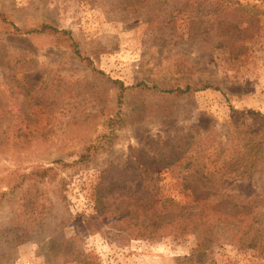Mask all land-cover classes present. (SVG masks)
<instances>
[{"label":"rangeland","instance_id":"rangeland-1","mask_svg":"<svg viewBox=\"0 0 264 264\" xmlns=\"http://www.w3.org/2000/svg\"><path fill=\"white\" fill-rule=\"evenodd\" d=\"M43 25L90 63L26 34ZM116 81L211 88L119 104ZM236 111L264 116V0H0V264H264V120ZM170 142L193 143L206 168L151 166L145 151ZM58 160L57 180L17 187ZM169 201L242 214L247 236L141 239L111 217L160 225L151 213Z\"/></svg>","mask_w":264,"mask_h":264},{"label":"trees","instance_id":"trees-1","mask_svg":"<svg viewBox=\"0 0 264 264\" xmlns=\"http://www.w3.org/2000/svg\"><path fill=\"white\" fill-rule=\"evenodd\" d=\"M17 32H23V29H16ZM48 33L50 36H54L58 40H62L68 44L74 54L80 58L83 62L90 61L82 56L78 50L77 43L74 41L70 32L65 30H60L54 26L43 25L41 28L36 30H28L26 34H44ZM103 74V73H100ZM119 87V99L118 103H122L124 94L135 91L138 94L153 92L154 94H160L164 97L181 98L185 95H192L196 92L206 90L211 88L210 86L193 88L191 86L181 87L172 86L169 88H163L158 85L151 86L146 82H140L132 87H125L121 82L116 81ZM236 113L250 118H256L259 120H264V116L260 113L253 111L250 112H237ZM170 144V145H169ZM98 148L96 146L86 147L83 151L80 161H85L92 158L98 154ZM97 151V152H96ZM151 156V166H157L159 168L169 169V168H183L184 170L193 171L196 167L206 168V164L199 162L201 159V153L193 148V143H186V146H176L174 144L166 143L164 146H155L150 149L149 152L145 151V156ZM54 167L37 166L32 169L29 174L23 175L24 178L19 181L17 187H23L26 184L46 183L53 182L57 180L60 175V167H66V164L60 160L56 161ZM156 164V165H155ZM134 166V165H133ZM136 168V167H135ZM148 170V167H146ZM27 182V183H25ZM5 195V194H2ZM187 205V204H186ZM161 211L159 214L151 213L153 215H163L164 220L160 225H156L149 214L146 217L144 210H140L138 213L129 212L121 213V211L116 210L111 214V217L118 222V228L124 233L134 238L141 239H152L158 237H164L167 235L175 236H185L194 235L200 246H212L214 240L218 242L224 241L230 243L229 239L238 238L240 242L244 241L247 236L245 233L246 229L240 227V222L236 218L243 216L242 214L238 216L224 214L220 212H209L203 209H194L185 206H181L175 201H169L161 203ZM107 207V205H106ZM127 220H133V228H129L127 225ZM91 262V261H90ZM88 261H83V264H92Z\"/></svg>","mask_w":264,"mask_h":264}]
</instances>
